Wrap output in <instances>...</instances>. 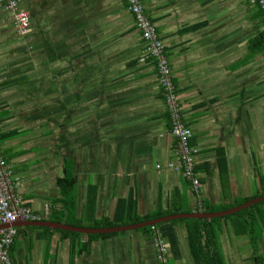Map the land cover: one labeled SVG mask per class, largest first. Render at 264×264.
Returning <instances> with one entry per match:
<instances>
[{
	"label": "crops",
	"instance_id": "crops-1",
	"mask_svg": "<svg viewBox=\"0 0 264 264\" xmlns=\"http://www.w3.org/2000/svg\"><path fill=\"white\" fill-rule=\"evenodd\" d=\"M140 1L165 44L182 117L193 131L202 204L190 181L170 166L178 141L156 61L144 52L128 1L21 0L31 15L25 35L13 13L0 9V152L21 181L19 192L37 215L34 221L58 222L63 203L57 181L67 164L76 181L78 216L90 184L96 187L97 219L112 218L118 199L131 191L139 215L177 207L183 209L178 214L212 213L206 209L264 196V43L251 47L264 32L258 6L250 0ZM34 60H73L74 66L36 69ZM68 74L77 79L66 87L60 79ZM70 108L73 114L66 116ZM219 155L228 168L224 194ZM187 218L194 217L178 219ZM235 220L219 222L224 264H264L250 238L235 232ZM16 224L13 264H161L153 231L144 227L95 233L111 235L95 238L86 251L80 245L95 234L78 232L72 251L75 238L59 231L64 229ZM173 230L178 251L165 237V264H193L187 222ZM257 245L263 257L264 228Z\"/></svg>",
	"mask_w": 264,
	"mask_h": 264
},
{
	"label": "trees",
	"instance_id": "trees-1",
	"mask_svg": "<svg viewBox=\"0 0 264 264\" xmlns=\"http://www.w3.org/2000/svg\"><path fill=\"white\" fill-rule=\"evenodd\" d=\"M258 9H259L258 10L259 15L262 16L264 19L263 10H261L259 7ZM263 43H264V32H262L252 40L251 47L253 50H256L258 47L262 46ZM72 77L77 79V75L71 76V79ZM192 139L193 137L190 140V144H193ZM218 152H220V149H218ZM218 161H219V170H220L219 174L223 185V194H224V191H226L225 188H227L229 184L228 168L225 157L223 155H219ZM69 168L70 166L67 164L64 175L62 177H59L57 181L58 186L60 187L61 190L60 199L61 202L63 203L62 204L63 210L60 213V216L54 218L55 221L63 222L68 225H72L76 227L87 226L90 228L91 227L105 228V227H115L119 225H128V224L146 222L167 215L178 214L183 212V209L180 207L173 209L160 208L157 211H154L147 215H139L137 212V201L135 198V194L133 191H131L128 197L118 199L116 203L114 215L112 216V218L103 217L101 219H97L95 218L96 203H97V198L95 194L96 187L93 184H90L88 188L87 198L83 203L82 214L81 216H78L76 181L72 176V173ZM195 172L199 174V167L197 166V162L195 165ZM261 194H264V191ZM256 196L257 195L252 197H243L234 200L232 203L212 206L206 210L210 212L227 210L239 206L243 203H246L250 199ZM261 205H264V201L253 204L247 208L240 210L239 212L230 214L225 217H215L210 220L202 219V218L176 219L172 221L159 223L155 225V228L159 230L161 234L168 239V242L170 243L173 251L177 252L178 242H177L176 234L173 230V226L182 221L187 222L188 241H189L191 256L193 259V264H224V255L219 244V233L221 230V228H219V222L223 219L228 220L231 218H236L235 223H233V228L235 232L238 235H247L250 238V242L254 247L256 259L264 260V256L261 257L260 254H257L258 240L261 237L264 228V211L259 209ZM238 221L239 223L235 225ZM143 229L153 230L152 226H145ZM59 231H61V233H63L64 235L74 236L75 239L72 240V247H71V250L73 251L75 246V240H78L77 238L82 234L67 230H59ZM108 235H111V233L90 235L89 242L87 244L80 245L81 248H83L82 251H86L88 244H90V242L95 238L104 237Z\"/></svg>",
	"mask_w": 264,
	"mask_h": 264
},
{
	"label": "built area",
	"instance_id": "built-area-1",
	"mask_svg": "<svg viewBox=\"0 0 264 264\" xmlns=\"http://www.w3.org/2000/svg\"><path fill=\"white\" fill-rule=\"evenodd\" d=\"M21 0H0V9L12 12L14 15L17 31L25 35L31 27V15L28 10L20 7ZM136 25L141 31L144 41V52L156 61L158 81L164 97L166 108L171 120V132L176 137L177 160L170 166L190 181L192 189L199 197L201 181L195 172L196 149L190 140L193 131L183 122L181 107L173 81V74L166 56L165 44L160 39L155 24L146 16L144 6L140 0H127ZM264 13V0H250ZM21 181L16 177L12 169L7 165L0 152V264H13L9 249L16 235L14 225L19 221H34L37 215L25 205L19 192ZM156 256L161 264L168 260L169 245L166 238L159 230L152 226Z\"/></svg>",
	"mask_w": 264,
	"mask_h": 264
},
{
	"label": "water",
	"instance_id": "water-1",
	"mask_svg": "<svg viewBox=\"0 0 264 264\" xmlns=\"http://www.w3.org/2000/svg\"><path fill=\"white\" fill-rule=\"evenodd\" d=\"M264 201V196L261 197H256L244 204H241L239 206H236L234 208H231L229 210H225V211H219V212H212V213H207L204 211H194L191 213H183V214H173V215H167L164 217H160L154 220H150V221H146V222H141V223H136V224H132V225H128V226H124V227H120V228H116V227H111V228H84V227H76V226H72V225H68V224H63V223H59V222H49V221H27V223H31L33 225H49L51 227H55V228H60V229H64V230H70V231H74V232H80V233H85V234H95V233H107V232H113V231H117L119 229H137V228H143L145 226H153V225H157L159 223L162 222H166V221H172L181 217H194V218H208V219H212L214 217L217 216H223L226 214H231V213H236L244 208H247L255 203ZM17 225V224H15ZM14 225V226H15ZM4 227H0V229H2Z\"/></svg>",
	"mask_w": 264,
	"mask_h": 264
},
{
	"label": "rangeland",
	"instance_id": "rangeland-1",
	"mask_svg": "<svg viewBox=\"0 0 264 264\" xmlns=\"http://www.w3.org/2000/svg\"><path fill=\"white\" fill-rule=\"evenodd\" d=\"M33 63L35 64V68H36V69H42L41 67H43V69H46V68H47L48 70H56V71H58L59 69H63V68L68 69V67L73 68V66H74V61H73V60H60V61H58V60H53V61H42V60H40V61H35V60H34ZM78 63L80 64L79 61H78ZM53 77H57L56 74H55V75H51V78H53ZM40 79H41V76H38V77H37V80H36V83H37L38 81H40ZM70 79H71V77H70V75L68 74V75L63 76V77L60 79V81L63 82V83H65V84H63V86L68 87V86H72V84H73V83L70 81ZM70 83H71V84H70ZM51 84H52V83H51ZM51 103H52V101H51ZM72 109H73V108H70V109H69V113H68V112H65V115L67 116V114H70V116H72V114H73ZM51 116H52V117H54V116L56 117L55 114H52ZM51 123H53V126H54V127L57 126V124H56L55 122H52V121H51ZM68 126H69V130L72 132V130H73V124L68 125ZM83 130H85V131L88 130L87 125H85V127H83ZM55 131H56V133H57V128L55 129ZM81 131H82V128L80 127V128H79V132H81ZM73 141H74V135L71 134V136H70V140L68 141V142L71 143V146L73 145Z\"/></svg>",
	"mask_w": 264,
	"mask_h": 264
}]
</instances>
